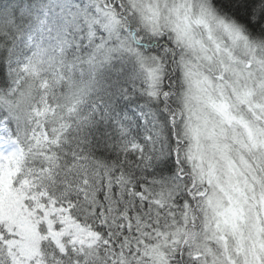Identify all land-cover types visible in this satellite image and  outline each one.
Masks as SVG:
<instances>
[{
	"label": "snow or ice",
	"instance_id": "snow-or-ice-1",
	"mask_svg": "<svg viewBox=\"0 0 264 264\" xmlns=\"http://www.w3.org/2000/svg\"><path fill=\"white\" fill-rule=\"evenodd\" d=\"M0 264H264V0H0Z\"/></svg>",
	"mask_w": 264,
	"mask_h": 264
}]
</instances>
